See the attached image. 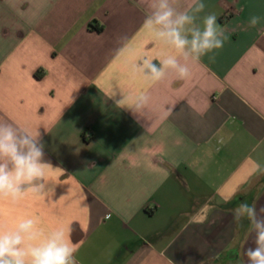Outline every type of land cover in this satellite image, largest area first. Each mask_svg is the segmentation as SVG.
<instances>
[{
	"label": "crops",
	"instance_id": "obj_1",
	"mask_svg": "<svg viewBox=\"0 0 264 264\" xmlns=\"http://www.w3.org/2000/svg\"><path fill=\"white\" fill-rule=\"evenodd\" d=\"M203 2L223 47L149 81V0H0V121L38 129L54 169L48 197L0 201L5 228L63 225L77 264H248L233 209L264 207V0Z\"/></svg>",
	"mask_w": 264,
	"mask_h": 264
},
{
	"label": "clouds",
	"instance_id": "obj_2",
	"mask_svg": "<svg viewBox=\"0 0 264 264\" xmlns=\"http://www.w3.org/2000/svg\"><path fill=\"white\" fill-rule=\"evenodd\" d=\"M148 6L143 28L166 51L157 59L144 57L132 65V71L145 80L160 81L170 73L186 79L192 62L222 48L228 39L216 15L199 17L206 7L203 0H191L183 9L176 0H149ZM262 19L250 16L249 27L257 26ZM209 59L214 61V55ZM148 99L146 95L139 96L131 108L142 111ZM115 103L124 107V98ZM52 170L44 159L38 129L32 131L0 121V201L18 204L29 195L48 197V185L54 182L49 176ZM233 213L237 224L254 236V246L245 251L248 264H264V207L258 209L255 203L238 199ZM70 233L71 229L63 225L45 229L34 215L22 216L12 228L0 223V264H77L78 248Z\"/></svg>",
	"mask_w": 264,
	"mask_h": 264
}]
</instances>
